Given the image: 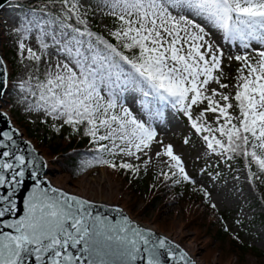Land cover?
<instances>
[{"label": "snow or ice", "instance_id": "1", "mask_svg": "<svg viewBox=\"0 0 264 264\" xmlns=\"http://www.w3.org/2000/svg\"><path fill=\"white\" fill-rule=\"evenodd\" d=\"M14 7L22 70L13 80L0 55V119L7 125L0 129V264H197L180 242L120 207L54 186L48 162L6 106L57 134L67 128L87 137L90 154L76 175L104 168L139 178L155 170V181L190 186L218 211L205 178L242 171L264 210V192H257L264 186V0H37ZM233 61L234 76L227 70ZM173 122L186 129L183 146H200L195 175L186 154L161 134ZM232 178L240 182L239 174ZM239 213L243 231L248 213ZM232 236L243 242L238 231Z\"/></svg>", "mask_w": 264, "mask_h": 264}, {"label": "rangeland", "instance_id": "2", "mask_svg": "<svg viewBox=\"0 0 264 264\" xmlns=\"http://www.w3.org/2000/svg\"><path fill=\"white\" fill-rule=\"evenodd\" d=\"M13 9V7H9L10 11L3 14L1 18L2 27L0 25V54L6 58L9 66V61L13 60L14 57L12 52H16L14 35L11 30L18 21L16 12ZM239 52L240 50L237 49L233 54ZM236 66L239 65L233 61L231 67L227 69L230 74L234 73ZM11 69L12 72L18 70L17 74L13 76L14 80L22 69L16 63V60L14 67ZM8 103L9 105L13 103L11 97H9ZM5 110L21 128L24 138L30 140L26 137L25 129L20 123V120L28 122L25 116L14 106H6ZM30 124L32 129H37L39 122ZM38 134L42 135V131ZM161 134L166 141L170 140L177 145L179 151L186 154L190 171L195 175L203 163L202 161L196 162L200 146L195 142V138V147L182 145L186 129L180 122L163 126ZM30 141L45 160L52 163L56 168L53 171H47V177L54 186L61 187L68 192L78 194L94 202L120 207L141 225L153 228L157 232L169 235L180 242L182 247L197 261V264H264V210H262V206L255 207L256 195L243 183L244 175L242 171L235 173L225 170L223 178L215 182L205 178L204 183L212 191L213 200L217 203L218 211H216L210 208L204 202L202 195L198 193L194 194L190 202H181V197L178 198L167 190L165 192L168 186L165 184H162L159 188L156 195L158 200L154 201L151 199L153 195L148 197L136 192L134 183L129 182L128 178L125 179L120 172L110 169L100 168L92 172H85L77 179H72L63 172L60 165L56 163L55 158L49 155L45 147L38 142ZM236 168L240 169L237 164ZM153 171H150L149 174ZM234 174L240 175V182L233 180ZM95 182H99L100 189ZM241 188H243L242 192L239 190ZM201 203H205L207 206H203ZM240 207H244L248 213L243 231H240L235 223L237 216L240 214ZM214 213L226 216L225 225L229 228L228 232L232 234L238 231L242 241L253 246L262 257L256 259L250 254L244 258L238 257L227 245L220 244L214 238L213 231L210 228Z\"/></svg>", "mask_w": 264, "mask_h": 264}, {"label": "trees", "instance_id": "3", "mask_svg": "<svg viewBox=\"0 0 264 264\" xmlns=\"http://www.w3.org/2000/svg\"><path fill=\"white\" fill-rule=\"evenodd\" d=\"M37 0H13L11 2L12 5H16L17 3L24 4L25 6L29 4L36 3ZM14 57L10 62V67H14L16 52H12ZM239 66H236L234 69V73L231 75H235L236 69ZM233 69V70H234ZM18 70H14L12 72V77L17 74ZM21 124L25 129V135L28 139L38 142L41 146L45 147L48 150V153L51 157L55 158L57 164L60 165L63 172L68 174L70 178L77 179L85 172H92L98 170L100 168H91L87 171L76 175V167L79 161L89 155V139L83 136H70L69 130L66 128L62 130L61 133L57 134L52 131L47 125L39 123L37 129H32V125L26 121L20 120ZM42 131V135L38 134ZM59 158V159H58ZM237 166L240 169H243L242 163H237ZM124 178H128L129 182L134 183L136 192L141 193L142 195L152 196V200L157 201L156 197L159 188L163 183L157 182L154 180V171L148 175H141L139 178L132 176L131 174H124L120 172ZM164 185V184H163ZM170 191L172 194L181 197V202H190V200L194 197V192L191 190L190 186H177L171 187L167 186L165 192ZM257 192H264V186L258 187ZM256 195V193H255ZM255 207L262 206L260 201L256 198ZM203 206H207L205 203H201ZM261 217V216H259ZM222 218V219H221ZM226 216L223 214L214 213L211 218L210 228L213 231L214 238L222 245H227L230 250H232L236 256L245 257L250 254L256 259H260L262 255L258 253L253 246L249 244H245L244 242H238L233 239L232 234L228 231L224 230ZM241 238V236H240ZM242 240V239H241Z\"/></svg>", "mask_w": 264, "mask_h": 264}, {"label": "water", "instance_id": "4", "mask_svg": "<svg viewBox=\"0 0 264 264\" xmlns=\"http://www.w3.org/2000/svg\"><path fill=\"white\" fill-rule=\"evenodd\" d=\"M12 0H0V11L2 10V8H4L7 4H9ZM7 125L6 123L4 122L3 119H0V129H4L6 128ZM56 168L54 167V165L52 163H48V167L44 170L46 173L47 171H53L55 170ZM29 186H30V182H29ZM71 193V192H70ZM98 204H104V203H101V202H96ZM107 205V204H105ZM108 206H113V205H110L108 204ZM127 214V213H126Z\"/></svg>", "mask_w": 264, "mask_h": 264}, {"label": "bare ground", "instance_id": "5", "mask_svg": "<svg viewBox=\"0 0 264 264\" xmlns=\"http://www.w3.org/2000/svg\"><path fill=\"white\" fill-rule=\"evenodd\" d=\"M8 12H9L8 9L3 10V14L8 13ZM3 14H2V16H3ZM95 184H96L97 187L100 189V184H99V182H95Z\"/></svg>", "mask_w": 264, "mask_h": 264}]
</instances>
